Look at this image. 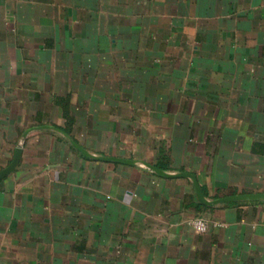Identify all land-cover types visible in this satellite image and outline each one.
I'll use <instances>...</instances> for the list:
<instances>
[{
	"label": "crops",
	"instance_id": "0c3cea01",
	"mask_svg": "<svg viewBox=\"0 0 264 264\" xmlns=\"http://www.w3.org/2000/svg\"><path fill=\"white\" fill-rule=\"evenodd\" d=\"M19 145L0 264H264V200L194 185L264 195V0H0Z\"/></svg>",
	"mask_w": 264,
	"mask_h": 264
},
{
	"label": "water",
	"instance_id": "95a60500",
	"mask_svg": "<svg viewBox=\"0 0 264 264\" xmlns=\"http://www.w3.org/2000/svg\"><path fill=\"white\" fill-rule=\"evenodd\" d=\"M33 129H40V128H33ZM28 132L29 131H27L24 134V136H26ZM20 155H21V146L19 145L15 150L14 157L11 163L4 170L0 172V180L3 179L6 175H8L11 171H13V169L17 166L19 159H20ZM114 161H122V160H114ZM194 185H195L196 193H197L199 200L207 206H213L216 204H221L227 201H234V200H264V195H247V196H237V197H231L227 199H221V200L214 201V202H208L207 200H205V198L200 193L198 186L196 184Z\"/></svg>",
	"mask_w": 264,
	"mask_h": 264
},
{
	"label": "built area",
	"instance_id": "2783aa9c",
	"mask_svg": "<svg viewBox=\"0 0 264 264\" xmlns=\"http://www.w3.org/2000/svg\"><path fill=\"white\" fill-rule=\"evenodd\" d=\"M189 225L198 233H205L208 229L207 223L203 220L190 221Z\"/></svg>",
	"mask_w": 264,
	"mask_h": 264
}]
</instances>
